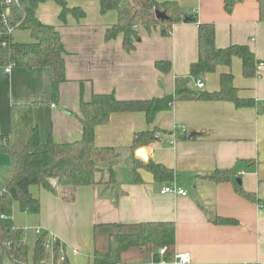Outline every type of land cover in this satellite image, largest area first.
<instances>
[{
  "label": "crops",
  "instance_id": "1",
  "mask_svg": "<svg viewBox=\"0 0 264 264\" xmlns=\"http://www.w3.org/2000/svg\"><path fill=\"white\" fill-rule=\"evenodd\" d=\"M176 1L200 24L214 25L218 49L247 46L256 59V76H244L239 57L213 73L191 76V66L199 59V26L190 21L175 24L168 36L160 27L140 29L141 41L127 53L122 36L106 41L105 32L117 22V13H102L98 0H69V7L86 13L79 22L69 15L63 24L61 8L54 2L37 9L38 19L58 30L67 52V81L56 101L48 68L12 67L10 72L0 68V134L11 131L12 106L29 104L42 144L49 139L79 140L81 102L96 94L114 93L123 101L174 98L171 109L159 112L151 124L142 111H123L96 128V144L116 148L120 154L114 166L117 185L80 187L71 203L35 186L31 193L40 200L38 214L24 213L14 205V225L25 231L30 249L40 229L62 245L67 264H92L96 225L172 223L175 246L169 259L165 260L166 252L161 254L162 248L158 262L129 264H174L185 252L191 253L190 264H264V22L258 2L242 0L228 13L225 0ZM13 38L32 42L29 31L16 30ZM158 62H169L170 69H158ZM223 74L233 76L240 99L254 104L238 107L232 101L200 98L220 90ZM194 78L204 88L199 89ZM156 127L168 134L131 152L135 134ZM140 149L147 160L137 156ZM0 158L11 166L9 154ZM134 159L152 161L172 176L158 180L144 167L135 176ZM9 171L10 167L0 176L1 187ZM215 174L224 180H214ZM237 186L251 198L241 195ZM165 187L184 189L188 195L163 194Z\"/></svg>",
  "mask_w": 264,
  "mask_h": 264
},
{
  "label": "trees",
  "instance_id": "2",
  "mask_svg": "<svg viewBox=\"0 0 264 264\" xmlns=\"http://www.w3.org/2000/svg\"><path fill=\"white\" fill-rule=\"evenodd\" d=\"M102 13L115 11L117 22L107 28L106 41L122 36L123 49L127 53L136 50L141 41L140 29L151 30L160 27L163 36L170 35L175 24L184 21L199 26V59L191 66V76L198 77L213 73L218 66H229L234 57L243 62L246 78L256 76V59L247 46H231L218 49L216 31L213 24H200L197 16L186 14L176 0H98ZM242 0H225V10L231 13ZM10 2V3H9ZM46 2H54L60 8L59 19L65 24L67 17L73 16L81 21L86 13L79 7H69V0H0V68H48L51 74V93L56 101L60 86L67 81L66 49L58 30L41 22L37 17L38 7ZM260 21L264 22V0H257ZM167 15L160 20L156 12ZM29 31L32 42H16L14 31ZM166 66V67H165ZM156 67L162 71L170 69L169 62H158ZM220 90L200 96L205 100H227L238 107L250 106L253 100L240 99L231 74H223ZM174 98L165 96L146 101L118 100L114 93L96 94L89 102H81L77 116L82 125V137L70 143H56L52 139L41 143L40 130L33 120V107L17 104L11 108V131L0 134V155L7 153L11 158L9 175L0 189V264H41L51 257L54 264H67L66 257L61 260L62 245L57 241L50 250L46 242L48 232L40 231L34 247L30 249L25 240V231L14 225V205L27 214H38L41 204L31 193L32 187H40L64 202H74L80 187H100L117 185L114 166L120 160L116 148L96 144L95 132L105 125L116 112L142 111L148 124L155 116L172 107ZM160 134H168L159 127L135 134L131 152L153 143ZM134 174L139 167L149 170L156 179H169L171 171L149 161H132ZM216 181L224 180L218 174L212 176ZM137 179V177H136ZM238 192L248 198L250 194L237 186ZM220 223L227 220L219 219ZM94 260L92 264H129L160 261L159 250L166 247L165 260L173 255L175 246V226L172 223H141L135 225L100 224L94 227ZM51 251V252H50Z\"/></svg>",
  "mask_w": 264,
  "mask_h": 264
},
{
  "label": "built area",
  "instance_id": "3",
  "mask_svg": "<svg viewBox=\"0 0 264 264\" xmlns=\"http://www.w3.org/2000/svg\"><path fill=\"white\" fill-rule=\"evenodd\" d=\"M10 3V2H9ZM11 70V67H8V68H5V71L6 72H10ZM195 82H196V85L199 89H202L204 88V83L200 80H197L195 79ZM162 193L163 194H166V193H172V194H177V195H180V196H187L188 193L184 190V189H181V188H177V187H165L163 190H162ZM40 229L37 230V234H40ZM57 243V241L55 240V238H49L46 242V245L48 248H50V250H52L55 246V244ZM161 254H164L166 252V248H163L161 251ZM65 258V253H64V250L61 251V260H64ZM192 261V256H191V253L189 252H185V253H182V254H178L174 260V264H190ZM41 264H54V261L53 259H49V260H46L44 261L43 263Z\"/></svg>",
  "mask_w": 264,
  "mask_h": 264
},
{
  "label": "water",
  "instance_id": "4",
  "mask_svg": "<svg viewBox=\"0 0 264 264\" xmlns=\"http://www.w3.org/2000/svg\"><path fill=\"white\" fill-rule=\"evenodd\" d=\"M156 17L160 20H165V19H168L167 15L163 12H160V11H157L156 12ZM187 21V18L184 17V22ZM193 134H190L189 137H191ZM0 141H1V138H0ZM137 156H139L140 158H143L144 160H147V156H146V152L144 149H140L137 151Z\"/></svg>",
  "mask_w": 264,
  "mask_h": 264
},
{
  "label": "rangeland",
  "instance_id": "5",
  "mask_svg": "<svg viewBox=\"0 0 264 264\" xmlns=\"http://www.w3.org/2000/svg\"><path fill=\"white\" fill-rule=\"evenodd\" d=\"M9 165L7 163H5L4 161H2V158H0V176L9 169ZM1 179V177H0ZM3 187V186H2ZM0 185V189L2 188Z\"/></svg>",
  "mask_w": 264,
  "mask_h": 264
}]
</instances>
